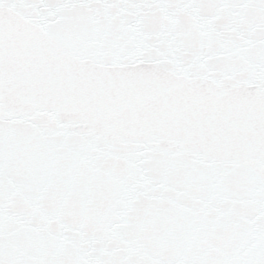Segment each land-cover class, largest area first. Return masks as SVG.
Wrapping results in <instances>:
<instances>
[{
  "label": "snow or ice",
  "instance_id": "1",
  "mask_svg": "<svg viewBox=\"0 0 264 264\" xmlns=\"http://www.w3.org/2000/svg\"><path fill=\"white\" fill-rule=\"evenodd\" d=\"M0 264H264V0H0Z\"/></svg>",
  "mask_w": 264,
  "mask_h": 264
}]
</instances>
